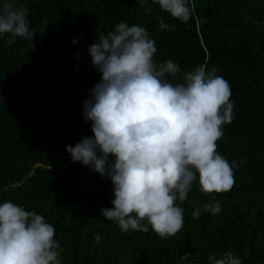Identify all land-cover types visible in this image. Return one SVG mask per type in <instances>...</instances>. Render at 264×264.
Segmentation results:
<instances>
[{"label":"trees","instance_id":"1","mask_svg":"<svg viewBox=\"0 0 264 264\" xmlns=\"http://www.w3.org/2000/svg\"><path fill=\"white\" fill-rule=\"evenodd\" d=\"M21 4L33 40L9 45V34L0 35V204L43 215L55 228L61 264H208L209 255L228 252L242 264H264V0H188L187 22L153 0H14ZM160 17L175 30H162ZM120 22L147 30L157 65L178 64L181 73L170 82L216 68L234 102V120L217 141V152L239 165L233 188L205 195L197 179L187 200L176 201L183 228L165 239L150 226L123 232L107 220L101 208L114 207L110 177L73 162L66 150L93 135L83 102L101 74L88 47ZM213 197L220 211L194 218Z\"/></svg>","mask_w":264,"mask_h":264},{"label":"clouds","instance_id":"2","mask_svg":"<svg viewBox=\"0 0 264 264\" xmlns=\"http://www.w3.org/2000/svg\"><path fill=\"white\" fill-rule=\"evenodd\" d=\"M153 2L177 20L190 19L188 0ZM27 14L24 5L5 0L0 35L9 34V45L17 37L33 40ZM158 23L162 30H175L163 17ZM156 51L144 27L125 22L89 45L91 64L101 74L83 102L93 135L66 150L73 162L110 177L114 207L101 208L107 220L123 232H148L150 226L165 239L183 228V208L176 201L187 200L193 183L198 179L205 195L228 192L239 165L217 152L223 126L234 120L229 83L216 75V68L205 67L183 72L179 82H170L168 78H176L181 69L170 59L157 65ZM213 200L192 216L199 218L202 210L218 213L221 204ZM55 234L43 215L10 201L0 204V264H61ZM100 242V235H95V243ZM188 258V253L181 256ZM208 264L242 262L228 252L219 259L209 255Z\"/></svg>","mask_w":264,"mask_h":264},{"label":"rangeland","instance_id":"3","mask_svg":"<svg viewBox=\"0 0 264 264\" xmlns=\"http://www.w3.org/2000/svg\"><path fill=\"white\" fill-rule=\"evenodd\" d=\"M94 192H98L99 191V189H97L95 186L93 187V189H92ZM85 193H87V191L85 190Z\"/></svg>","mask_w":264,"mask_h":264},{"label":"bare ground","instance_id":"4","mask_svg":"<svg viewBox=\"0 0 264 264\" xmlns=\"http://www.w3.org/2000/svg\"><path fill=\"white\" fill-rule=\"evenodd\" d=\"M135 252V251H134ZM125 253V252H124Z\"/></svg>","mask_w":264,"mask_h":264}]
</instances>
